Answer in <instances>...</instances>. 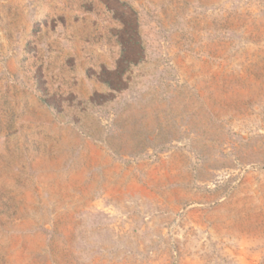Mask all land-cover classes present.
Segmentation results:
<instances>
[{"label":"rangeland","instance_id":"obj_1","mask_svg":"<svg viewBox=\"0 0 264 264\" xmlns=\"http://www.w3.org/2000/svg\"><path fill=\"white\" fill-rule=\"evenodd\" d=\"M0 264H264V0H0Z\"/></svg>","mask_w":264,"mask_h":264}]
</instances>
